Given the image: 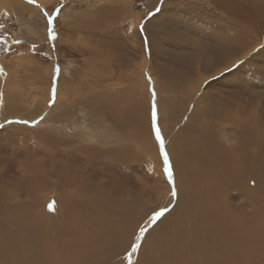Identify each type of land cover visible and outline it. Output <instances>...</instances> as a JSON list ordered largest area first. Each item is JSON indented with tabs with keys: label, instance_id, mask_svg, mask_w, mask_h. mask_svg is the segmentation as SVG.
I'll return each instance as SVG.
<instances>
[{
	"label": "rangeland",
	"instance_id": "374dc122",
	"mask_svg": "<svg viewBox=\"0 0 264 264\" xmlns=\"http://www.w3.org/2000/svg\"><path fill=\"white\" fill-rule=\"evenodd\" d=\"M56 9H60L54 21L57 37L52 40L45 13L54 14ZM149 11L155 15L147 17ZM0 69V124L4 125L0 128V192L5 194L0 196V228L6 201L10 209L15 208L11 214L15 227L26 222L25 213H30L41 231H29L28 239L40 246H35L37 250L44 249L46 264L58 251L52 248L58 239L62 249L68 246L66 253L74 249L78 258V251H83V264H163L175 245V241L168 245L166 239L178 234L179 224H189V218L199 222L196 217L203 214L224 219L234 213L239 219L251 218L255 226L260 223L258 208L264 211V207L252 202L257 166L254 173L236 179L239 182L229 183L234 177L226 172V181L219 183L217 155L239 146L241 138L233 126L238 122L264 130V0H36L35 4L0 0ZM153 85L158 124L173 164L175 198L170 195L172 185L152 125ZM129 108L137 124L127 118ZM20 120L29 123H15ZM25 131L31 139L10 134ZM260 139L258 134L255 142ZM197 153L213 161L201 162ZM83 160L93 163L87 170L92 181L77 182L88 189L85 196L65 192L67 197H62L53 184L33 180L31 170L20 172L26 162L38 169L41 163L52 173L53 183L61 185L53 176L63 175L67 165L83 170ZM184 163L193 171L190 177L182 171ZM195 171L204 179H192ZM79 174L86 178L84 172ZM31 182V187L25 186ZM260 189L263 197L264 188ZM88 195L110 202L97 206ZM53 201L55 209L50 211L47 206ZM165 206L169 210L150 225L152 214ZM179 209L184 210L183 219H177ZM120 212L125 216L115 222ZM33 219L28 220L31 228L37 226ZM141 228L148 231L133 252ZM111 230L118 237L107 235ZM261 239L263 235L257 240ZM155 248H161L160 254L155 252L152 258ZM260 259H264L263 244L248 253V261ZM74 260L70 262L75 264Z\"/></svg>",
	"mask_w": 264,
	"mask_h": 264
},
{
	"label": "bare ground",
	"instance_id": "6f19581e",
	"mask_svg": "<svg viewBox=\"0 0 264 264\" xmlns=\"http://www.w3.org/2000/svg\"><path fill=\"white\" fill-rule=\"evenodd\" d=\"M116 11V10H115ZM123 11V9H122ZM68 27V26H67ZM70 29V28H69ZM248 43V42H247ZM246 44V43H245ZM244 46V44H243ZM224 47V46H223ZM177 82V81H176ZM180 82V81H179ZM224 93V92H223ZM257 95V94H256ZM223 98V96H220ZM228 98V97H227ZM229 99V98H228ZM230 100V99H229ZM246 103V102H245ZM247 104V103H246ZM260 104V103H259ZM127 108V107H126ZM130 110V116L127 117V114L125 115L127 118H129L130 122L137 124V116L135 115L134 111L132 110V108H129ZM233 109V108H231ZM253 109V108H252ZM255 109V108H254ZM126 110V109H125ZM128 111V112H129ZM255 111V110H254ZM124 116V117H125ZM227 117V116H226ZM226 119V118H225ZM231 119V118H229ZM228 119V120H229ZM253 119V118H252ZM248 121V120H247ZM147 122V121H146ZM229 122V121H228ZM232 125V124H231ZM245 125V124H244ZM234 126V132L238 135V137H240L241 139H239V146L236 147L235 151H231L230 153H226V152H222L217 155L218 159L221 163V169H220V174L218 175V178L220 181H218L219 183H223L226 181V176L224 175L226 172L230 173L231 178L229 183H236L239 182L236 179L241 180L242 177H244L245 174L250 173H254L253 168L255 166L257 171L255 172L256 176L261 178H258V183L255 184L254 189H252L254 195H256V199L254 198V200L252 201L253 203L256 202L258 203V205H261L262 207H264V196L262 197L259 193V188H264L262 186H264V159H262L261 157H264V130H261L259 128H252L250 129L249 124H247L246 126L241 125L239 122L237 124V126ZM238 131H237V130ZM22 131V130H21ZM239 132H241L242 134H240ZM255 132V133H254ZM3 133V132H2ZM26 133V131H25ZM23 132L19 133V132H15V133H10L11 136H18L22 137V138H27V133L25 134ZM1 134V133H0ZM29 134V133H28ZM258 134L261 135V139L258 140L257 142L256 139H258ZM6 135H7V131H6ZM4 135V136H6ZM37 135V134H36ZM33 136V135H32ZM2 137V136H1ZM37 137V136H36ZM44 137V136H43ZM196 137V136H195ZM20 138V139H22ZM30 137L27 138V140H29ZM31 139V138H30ZM35 139V138H34ZM197 139V137H196ZM3 140V139H2ZM8 140V139H7ZM6 140V141H7ZM41 140V139H40ZM10 141V140H9ZM22 141V140H21ZM31 141V140H30ZM8 142V141H7ZM13 143V142H12ZM253 143V145H251ZM14 144V143H13ZM28 144V143H27ZM42 144V143H41ZM59 144V143H58ZM258 145V147H254L255 145ZM45 145V144H44ZM46 146V145H45ZM31 147V146H30ZM35 147V146H34ZM234 148V147H233ZM254 148V149H252ZM33 149V148H32ZM32 149L30 151H32ZM37 149V148H36ZM77 149V148H76ZM82 149V148H81ZM80 149V150H81ZM84 149V147H83ZM83 149L81 151H83ZM227 149V148H226ZM23 150V149H22ZM90 151L91 149H88ZM229 150V149H228ZM35 151V150H33ZM38 151V150H37ZM205 151V150H204ZM17 152V151H16ZM40 152V151H38ZM51 152V151H50ZM80 152V151H79ZM93 153H95V150L92 151ZM215 153V152H214ZM218 153V152H217ZM64 154V153H63ZM199 155V153H197ZM32 155V154H31ZM94 155V154H93ZM100 155V154H99ZM64 156V155H63ZM200 156V155H199ZM215 156V155H214ZM27 157V156H26ZM71 157V156H70ZM202 158H200L204 163H209L212 162L213 159H207L205 154L203 156H200ZM39 157L37 156V159ZM215 158V157H214ZM40 159V158H39ZM38 159V160H39ZM38 160H36V163L38 162ZM58 160V159H57ZM41 161V160H40ZM60 161V160H58ZM85 160H83L84 163ZM191 162V161H190ZM189 162V163H190ZM41 163H43L41 161ZM40 164L41 169H38L39 166L36 168L33 163L31 162H26V164L22 166L21 168V173L24 170H31L32 172L30 173L32 176L33 180H37V182H39L40 180L44 181V183L51 185L53 184V186L58 189H60V192L62 194V197H67L66 193H70V194H78L81 196H85L89 191L87 188H80L78 183H81V181H85L87 182L88 178L90 175L87 172V170H89L92 166L93 163H89V161H86L84 164L85 165H80V170H74L73 168L76 166L74 164L73 168L70 165H67L69 167L68 170H64V174L63 175H59L57 176V174H55L56 176H53L54 178L58 179L59 182H61V185H57L54 184V180L50 179L52 173L51 172H46L45 167L43 168V165ZM197 162H195L196 164ZM199 163V162H198ZM218 163V162H216ZM219 163V164H220ZM58 164V163H57ZM54 165V164H53ZM52 165V167H53ZM56 165V164H55ZM62 165H66L65 163H62ZM63 166V167H64ZM197 166V165H196ZM202 169H205V165L203 163H201ZM59 167V166H57ZM195 167V165L193 166ZM54 168V167H53ZM182 171L184 172V174L189 175H193V171L192 169L188 168V164L184 163L182 165ZM198 168V167H197ZM62 169V168H61ZM78 169V168H77ZM186 169V170H185ZM57 170V169H56ZM86 170V172H85ZM255 170V168H254ZM49 171H54V170H49ZM192 171V172H190ZM198 171V169H197ZM203 171V170H202ZM80 172H84L86 178L84 177V175L82 176L81 174H79ZM196 172V171H195ZM194 172V173H195ZM201 172V171H200ZM54 174V173H53ZM22 175V174H21ZM4 177V176H3ZM52 177V178H53ZM92 177V176H91ZM188 177V176H187ZM192 177V176H191ZM1 178V177H0ZM87 179V180H84ZM95 178V177H94ZM199 178H201L202 180L204 179L198 172H196L194 174V176L192 177V179H197L199 180ZM249 178V177H248ZM14 179V178H13ZM16 180V179H15ZM91 180V179H90ZM56 181V180H55ZM92 181V180H91ZM16 182V181H15ZM35 182V184L37 183ZM54 182V183H53ZM78 182V183H77ZM195 182V181H194ZM243 182V181H242ZM241 182V183H242ZM8 183V182H7ZM12 183V182H11ZM41 183V181H40ZM211 183V182H209ZM23 184V183H22ZM34 183H26L25 186H32ZM43 184V182H42ZM84 184V183H83ZM93 184V183H92ZM198 184V183H196ZM91 185V183H90ZM208 185V184H207ZM21 186V185H19ZM23 186V185H22ZM79 186V191L77 192V190H75V188H78ZM35 187V185H34ZM83 187V186H82ZM188 187V186H187ZM68 188V189H65ZM244 188V187H243ZM46 189V187H45ZM64 189V190H63ZM190 189V188H189ZM215 189V188H214ZM260 189V190H262ZM1 190V189H0ZM16 190V189H15ZM20 190V189H19ZM35 190V188H34ZM62 190V191H61ZM192 190V189H191ZM217 190V189H216ZM255 190V192H254ZM3 191V189H2ZM5 191V190H4ZM8 192V191H7ZM6 192V193H7ZM14 192V191H13ZM18 192V191H17ZM21 192V191H20ZM66 192V193H65ZM189 192V190H188ZM264 192V189H263ZM9 196H13L12 192H8ZM16 193V192H15ZM14 193V195H15ZM59 193V192H58ZM64 193V194H63ZM96 193V192H95ZM217 193V191H216ZM98 194V193H96ZM95 194V195H96ZM220 194V193H219ZM17 195V193H16ZM19 195V192H18ZM94 195V196H95ZM186 195V194H185ZM253 195V194H252ZM253 195V196H254ZM0 196L3 197L5 196L4 193L0 192ZM8 196V195H7ZM8 196V198H9ZM90 196V195H88ZM98 196V195H96ZM101 196V195H100ZM18 196H16L17 198ZM27 197V196H26ZM25 197V198H26ZM61 197V198H62ZM73 197V196H71ZM91 197V196H90ZM103 197V196H102ZM246 197V196H245ZM74 198V197H73ZM79 198V197H78ZM66 199V198H65ZM68 199V198H67ZM92 199V197H91ZM182 199V198H181ZM185 199V198H184ZM17 200V199H16ZM19 200V199H18ZM58 200V199H57ZM82 200V198H81ZM104 200V199H103ZM193 200V199H192ZM34 201V199H33ZM59 201V200H58ZM66 201V200H65ZM260 201H263L261 203H259ZM89 202V201H88ZM92 204H97V206L102 205V203H106V202H110L106 201L103 202L101 201V199L98 197L96 199H92L90 201ZM182 202V201H181ZM66 203V202H65ZM77 203V202H76ZM85 203V202H83ZM113 203V202H112ZM197 203V202H196ZM30 204V203H29ZM68 204V203H66ZM78 204V203H77ZM181 204V203H180ZM183 204V202H182ZM18 205V204H17ZM21 205V204H20ZM31 205V204H30ZM115 205V204H114ZM113 205V206H114ZM209 205V204H208ZM207 205V206H208ZM256 205V204H255ZM2 206V205H1ZM24 206V205H23ZM27 206V205H26ZM216 206V205H215ZM4 208V206H2ZM10 207V202L6 201V211L4 213H6L5 219H4V224H2L0 228V264H44V256L42 255V253H44V249L40 248L37 250V247H40L39 245H34L32 239H28L31 238L29 237V231H32L31 233L33 234L36 233L39 229V222L37 221L36 218L33 219V216L30 213H25V217H26V222H23L20 224L19 227H15V223L13 218L15 217H11L12 213H15V208H9ZM16 207V206H15ZM18 207V206H17ZM28 207V206H27ZM31 207V206H29ZM90 207V206H89ZM110 207V206H109ZM115 207V206H114ZM117 208H119V206H116ZM179 207V206H178ZM181 207H183L181 205ZM180 207V208H181ZM211 207V206H210ZM257 207V206H256ZM19 208V207H18ZM24 208V207H23ZM102 208V207H101ZM219 208V207H218ZM221 208V207H220ZM26 209V208H25ZM98 209V208H95ZM217 209V208H216ZM258 215L261 218L260 223H257V226H255L251 221L252 219L249 218L247 219L246 217H241L240 219L238 218L239 216H236L237 214L232 213V216H227L224 217V219L221 217V219L224 220V222L227 223L228 229L230 230V233L226 227L224 226V223L221 219H219V216L217 214H213L214 217L210 218L207 217L205 214L198 216L196 218H198L199 222H194L193 220H191L189 217V224H183L177 227L178 228V234H175L174 237H168L166 239V242L168 243V245L172 242L175 241V245H171L169 252L166 253L165 257H163V264H171V259H173L174 264H264V259H260L257 263V260H250L248 261V253L250 252V250H253L259 246H261L262 244L264 245V240L261 239V242L258 241V236L259 235H263L264 236V211L261 208H258ZM22 210V209H21ZM57 210V209H56ZM85 210V209H84ZM115 210V209H114ZM127 210V209H126ZM190 210V209H189ZM17 212L19 210H16ZM120 211V210H119ZM174 211V210H173ZM216 211V210H215ZM2 212V213H3ZM23 212V211H22ZM21 212V213H22ZM25 212V211H24ZM192 212V211H191ZM224 212V211H223ZM74 213V212H73ZM95 213V212H94ZM104 213V212H103ZM110 213V212H109ZM122 212H120V217H118L115 222H117L118 219L123 218V216L121 214ZM178 213V212H177ZM190 213V212H189ZM209 213V212H208ZM228 213V212H227ZM19 214V213H18ZM41 214V213H40ZM114 214V213H113ZM112 214V215H113ZM125 214V213H124ZM16 215V214H15ZM104 215V214H103ZM116 215V214H115ZM254 215V214H253ZM256 215V214H255ZM69 216V215H68ZM92 216V215H91ZM108 216V215H107ZM111 216V215H110ZM184 216V210H180L179 209V216L177 217V219H183ZM210 216V214H209ZM20 217V216H19ZM116 217V216H115ZM195 217V216H194ZM207 217V218H206ZM33 219V222L37 223V226L35 228H31L28 225L29 223H32L30 221H28L29 219ZM98 218V217H97ZM104 217V221H105ZM110 218V217H109ZM108 218V220H109ZM112 218V217H111ZM110 218V222L111 221ZM20 219V218H19ZM85 219V218H84ZM103 219V218H101ZM113 219V218H112ZM125 219V218H124ZM176 219V218H175ZM1 220V219H0ZM18 220V219H17ZM21 220V219H20ZM19 220V221H20ZM88 220V219H87ZM121 220V219H120ZM167 220V219H166ZM185 220V219H184ZM190 220L193 221L194 223H192L193 225H191ZM221 220V221H219ZM123 221V220H122ZM170 221V220H169ZM49 222V221H48ZM59 222V221H58ZM255 222V221H254ZM138 223V222H136ZM164 223V222H163ZM170 223V222H169ZM172 223V220H171ZM176 223V222H174ZM205 223L204 225H201ZM256 223V222H255ZM15 224V225H14ZM41 224V223H40ZM53 224V223H52ZM60 224V223H59ZM166 224V223H165ZM43 225V224H42ZM89 225V223H88ZM87 225V226H88ZM114 225V224H113ZM120 225V224H119ZM122 225V224H121ZM167 225H169L167 223ZM172 226V224H170ZM178 225V223H177ZM176 225V226H177ZM214 225H216V229L213 230ZM56 226V225H55ZM86 226V225H85ZM91 226V225H90ZM108 226V225H107ZM175 226V227H176ZM42 227V226H41ZM115 227V225L113 226ZM122 227V226H120ZM173 227V226H172ZM50 228V227H49ZM87 228V227H86ZM85 228V229H86ZM90 228V227H88ZM105 228V227H104ZM110 228V227H108ZM45 229V228H44ZM83 229V228H82ZM112 229V228H111ZM117 229V228H116ZM123 229V228H122ZM122 229H118V230H122ZM165 229V228H164ZM172 229V228H171ZM40 230V229H39ZM46 230V229H45ZM48 230V229H47ZM56 230V229H54ZM91 230H92V226H91ZM108 230V229H107ZM113 230H115L113 228ZM117 230V231H118ZM161 230V229H160ZM168 230V229H167ZM175 230V228H174ZM41 231V230H40ZM39 231V232H40ZM82 231V230H81ZM80 231V232H81ZM87 231V230H85ZM169 231V230H168ZM43 232V231H42ZM61 232V231H60ZM63 232V231H62ZM79 232V231H78ZM83 232V231H82ZM90 232V231H89ZM45 233V232H44ZM47 233V232H46ZM101 233V232H100ZM99 233V235H100ZM107 235H111L112 236V230L111 232H107ZM119 233H121L119 231ZM174 233V231H173ZM43 234V233H42ZM40 232V235H42ZM51 234V233H50ZM78 234V233H77ZM95 234V233H94ZM115 237H118V232H114L113 233ZM35 235V234H34ZM44 235V234H43ZM42 235V236H43ZM46 235V234H45ZM44 235V236H45ZM58 235V234H57ZM60 235V234H59ZM58 235V236H59ZM62 235V233H61ZM60 235V236H61ZM80 235V233H79ZM79 235H76L79 237ZM82 235V234H81ZM80 235V236H81ZM156 236V234H154ZM159 235V234H158ZM36 236V235H35ZM39 236V235H38ZM37 236V238H38ZM87 235H84L82 238L86 237ZM104 236L103 234L100 236L102 237ZM40 237V236H39ZM64 237V236H63ZM162 237V236H161ZM45 238V237H44ZM61 238V237H60ZM107 238V237H106ZM156 238V237H155ZM160 238V237H159ZM39 239V238H38ZM55 239V238H54ZM42 240V239H41ZM66 240V239H65ZM165 240V239H164ZM44 241V240H43ZM51 241V239H50ZM58 241L60 242V239H58ZM58 241L56 243H54V245L52 246V248L55 250L57 249L58 251H56V253L53 255L52 260H51V264H72L70 262L71 258H74L76 260V262H74L75 264H81L82 261L80 262V257L84 254L83 251H78V258H77V253L75 252L74 249L68 250V252L66 253V248H68V246H64L63 249L61 248V244H58ZM85 241V238H84ZM160 241V240H159ZM110 242V241H109ZM112 242V241H111ZM39 243V242H38ZM53 243V242H52ZM71 244V243H69ZM85 244V243H84ZM94 245V244H93ZM63 246V245H62ZM94 247V246H93ZM92 247V248H93ZM95 248V247H94ZM97 248V247H96ZM103 248V247H102ZM48 251H52L50 248H48ZM43 250V251H42ZM53 250V251H54ZM160 250L161 248H155L153 253H152V258L155 252H158V254H160ZM259 250V249H257ZM150 251V250H149ZM195 251V252H194ZM149 253V252H148ZM147 253V254H148ZM162 253V251H161ZM254 253V252H253ZM163 254V253H162ZM192 261L190 262V259L192 258ZM51 257V256H50ZM260 257V256H259ZM148 259V258H147ZM47 260V259H46ZM73 260V259H72ZM74 260V261H75ZM88 260V259H85ZM48 261V260H47ZM46 264V263H45ZM83 264V263H82Z\"/></svg>",
	"mask_w": 264,
	"mask_h": 264
},
{
	"label": "snow or ice",
	"instance_id": "6c2138e0",
	"mask_svg": "<svg viewBox=\"0 0 264 264\" xmlns=\"http://www.w3.org/2000/svg\"><path fill=\"white\" fill-rule=\"evenodd\" d=\"M29 3L31 4H35L36 0H28ZM160 8L157 7L155 9V12H159ZM155 12L153 11H149L148 13H146L147 17H152L155 15ZM60 13V9H56L54 14H49V13H45L46 18H47V24H48V28H47V32H48V36L50 39L55 40L57 37V33L54 27V21L58 18ZM141 30H143V25H141ZM20 41H16V43H19ZM145 44H148L147 39H145ZM0 71H2V69H0ZM55 72L57 73V75L59 74V68L57 67L55 69ZM149 81L151 82V76L148 77ZM151 94H152V100H151V119H152V125L155 131V139L157 140L158 144H159V148H160V153L163 156V170L164 173L167 177V180L171 183L172 188H171V192L170 195L171 197L175 198L177 196V188L175 185V180H174V171H173V164L171 161V158L165 148V139L164 136L162 134L161 128L158 124V108H157V103H156V96L157 93L155 91V87L154 85L151 87ZM52 94H53V98L56 95V84H55V77H54V83H53V87H52ZM2 95V94H0ZM51 103V102H50ZM7 123L11 124L13 123V121H8ZM15 123H21V124H28L29 121L27 120H20V121H15ZM32 123H36V121H32ZM4 127L3 124H0V128ZM254 183V181H253ZM48 209L50 211L55 209V202H50L48 204ZM168 207L165 206L164 208H161L159 211H155L152 216L150 217V225H155V223L157 221L160 220L161 217H163L165 215V213L168 211ZM146 231H148V229L146 228H141L139 235L136 238V242L131 246L132 247V251L136 252L140 247H141V239L145 236Z\"/></svg>",
	"mask_w": 264,
	"mask_h": 264
}]
</instances>
